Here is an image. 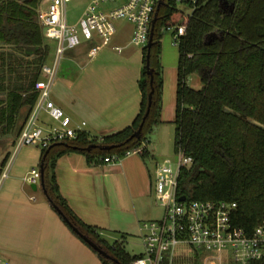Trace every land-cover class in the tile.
<instances>
[{"label":"trees","instance_id":"obj_1","mask_svg":"<svg viewBox=\"0 0 264 264\" xmlns=\"http://www.w3.org/2000/svg\"><path fill=\"white\" fill-rule=\"evenodd\" d=\"M40 2L0 0V138L18 135L37 96L33 85L40 66L49 60L52 50L37 18ZM178 24H185L186 30L177 44L174 149H182L192 157V163L180 169L177 195L235 201L231 221L249 234L264 221V0H196L190 14L178 9L174 0H165L148 50L153 91L141 137L130 138L142 122L151 89L146 47L142 48L138 80L141 102L131 124L101 136L80 131L66 144L41 149L45 195L52 207L56 205L70 223L118 260L91 248L103 264H129L140 254H128L122 241L110 243L97 227L72 210L56 181V160L77 151L88 160L101 162L105 156L122 157L128 149L148 143L154 126L162 122V31ZM194 73L199 76L200 88L187 84V77ZM91 143L114 147L81 149ZM147 153L144 146L142 155ZM6 160L4 157L2 165ZM202 256L190 248L175 264H201ZM255 264H264V256Z\"/></svg>","mask_w":264,"mask_h":264},{"label":"crops","instance_id":"obj_2","mask_svg":"<svg viewBox=\"0 0 264 264\" xmlns=\"http://www.w3.org/2000/svg\"><path fill=\"white\" fill-rule=\"evenodd\" d=\"M112 44L123 46V50L117 52L106 46L91 54L90 47L76 48L69 60L80 64L86 59L85 63L79 70L69 67L65 80H57L52 88L57 96L53 101L73 124L84 121L82 130L90 135L101 136L128 126L140 107L142 48H135L130 40ZM177 62L165 58L161 63L162 93L165 85L176 90ZM161 103L162 121L172 120L175 99ZM170 111L173 114L169 117ZM16 137L8 138V147L0 151V262L103 264L51 206L40 185L27 181L31 168L40 164L41 151L22 149L11 162L7 176L1 178L5 168L2 160L8 159ZM147 150L146 155L131 153L112 162L88 160L77 151L64 153L55 164L60 193L72 210L85 223L97 227L101 235L141 237V223L152 220L158 204L153 178L161 157Z\"/></svg>","mask_w":264,"mask_h":264},{"label":"built area","instance_id":"obj_3","mask_svg":"<svg viewBox=\"0 0 264 264\" xmlns=\"http://www.w3.org/2000/svg\"><path fill=\"white\" fill-rule=\"evenodd\" d=\"M69 1L41 0L38 8V22L44 37L53 41V53L50 60L40 66V76L33 85L37 96L16 137L12 157L23 145L35 144L45 148L54 142L74 139L78 132L83 131L85 122L73 124L63 108L51 98V90L66 51L79 46L84 40H96L90 47L91 54L106 46L121 52L123 46L111 43L116 31L113 21L118 18H127L134 25L130 43L146 47L159 0H122L106 11L97 10L96 7L100 2L115 0H92L75 22L68 20L66 6ZM174 1L176 5L187 6V14L192 12L196 2ZM165 29L171 30L172 41L178 44L186 25L167 26ZM41 112H45L56 124L42 122ZM144 146L147 147L143 143L128 149L124 155L142 154ZM119 158L112 154L105 156L103 161L112 162ZM191 163L192 157L182 149L176 151L175 161L164 158L156 163L153 194L162 208V214L158 219L141 223L143 251L129 264H175L190 248L203 255L201 264H255L264 256V221L249 234L231 221L237 205L235 201L186 197L179 200L177 186L180 169ZM10 164L8 162L5 166L2 179L7 176ZM39 176V167H33L26 179L31 184H39Z\"/></svg>","mask_w":264,"mask_h":264},{"label":"rangeland","instance_id":"obj_4","mask_svg":"<svg viewBox=\"0 0 264 264\" xmlns=\"http://www.w3.org/2000/svg\"><path fill=\"white\" fill-rule=\"evenodd\" d=\"M91 1L92 0H71L69 1L66 6L68 20L70 22H75L78 19V17L81 15V13L83 12L85 7ZM120 2H122V0L100 2L99 5L96 7V9L106 11L107 9L112 8L116 3H120ZM177 8L186 13L189 12V8L183 4L178 3ZM113 23H114L116 31L113 35V41L111 43L115 41L116 42L118 41L120 43L128 42L132 36V32L134 29L133 23H131L127 18L115 19ZM44 39L46 43L52 46V50L49 55V60H50V57H52V53H53V41L46 37H44ZM160 42H161L160 63H162L165 58H171L174 63L177 62L178 47H177V44H175L172 41L171 30H167L165 28L163 29ZM95 43H96V40H92L91 42L84 40L79 46L66 51L64 58L62 59L60 67H59V72L57 75L56 82L57 80L59 81L65 80V78L69 75L68 73V70L70 69L69 67H74L75 69L78 68L77 70H79V66L81 67V64L83 65L85 63L84 61L86 59H83V62L80 64L69 60V56H74V51L77 50L76 48L83 47L85 49H88L89 47H91L92 44H95ZM131 47H133V45ZM134 47L141 49L140 46H134ZM187 84L193 88H200L201 82H200L198 74L194 73V74L189 75L187 77ZM164 90L165 92L163 91L162 94L165 93L166 95H165V98L164 97L162 98V102L164 103L165 101L169 99L174 101L175 91H176L175 88L173 86L169 87L165 85ZM51 91H52L51 98L55 100L57 96L53 94V90ZM172 114H173V111H170V113L168 112L169 117ZM162 118L163 117H161V120ZM40 120H42V122H44L45 124H56V121L50 118L45 112H41ZM172 120L169 118L167 120H163L158 125L154 126L153 131L150 134L149 141L148 143H146L148 149L152 150L153 153H155L159 158L161 157V160L164 158H171L172 161H175V158H176V151L174 149L175 124L173 123ZM21 121H22V118H20V122ZM8 138H12V136L0 138V151L8 147L7 145ZM28 147L35 148L39 151H41L42 149L40 146L35 145V144H26V145H23L17 151L14 157H12V154L15 150V145H13L10 148V154H9L7 161L5 162V166L8 162L11 163L15 161L19 152L22 149H26ZM38 167L39 165L35 166V168H38ZM154 210H155L154 214L150 217V219H158L162 214V208L160 207V205L158 204L155 205ZM101 236L105 238L106 240H108L110 243H112L114 240L122 241L125 251L130 255H135L143 251L142 239L139 236H126L125 238H122L120 235H115L114 238H109V237H106L105 235H101Z\"/></svg>","mask_w":264,"mask_h":264},{"label":"water","instance_id":"obj_5","mask_svg":"<svg viewBox=\"0 0 264 264\" xmlns=\"http://www.w3.org/2000/svg\"><path fill=\"white\" fill-rule=\"evenodd\" d=\"M164 4V0H159L154 12V16L152 18L151 21V28H150V33H149V39L146 45L147 48V53H146V62H145V68H146V73L149 76V85H150V91L148 93V102H147V108L146 111L144 113V116L142 118V122L139 124V126L137 127L136 130L133 131V133L131 134L130 138H140L141 137V133H142V124L143 121L145 119V117L148 115L149 112V106L151 104V95H152V91H153V87H152V81H153V69L150 67L149 65V48L152 44V36H153V27H154V23L157 19V15H158V11L160 6ZM30 49H33V47H30ZM54 144H66V142H54L52 144H50V146L54 145ZM114 147V145H107V144H97V143H91L86 147H83L81 149L84 150H90L93 148H98L100 150H111ZM73 148H77V146H73ZM39 185L42 188L44 194H46L45 188H44V181H43V167H42V162L39 164ZM37 185V184H34ZM36 186H34L35 188ZM47 197V196H46ZM48 199V197H47ZM185 199V196H179V200H183ZM49 200V199H48ZM54 209L58 212L59 215L62 216L63 220L65 222L68 223V225L71 227V229L77 234L79 235L91 248H93L98 254H100L101 256L105 257V258H109L115 262H118L117 259H115L114 257H112L104 248L101 247V245H99L97 242H95L93 239L89 238L87 235L83 234L76 226H74L72 223H70V221L67 219V217L65 215H63L62 211L56 206L53 205Z\"/></svg>","mask_w":264,"mask_h":264}]
</instances>
